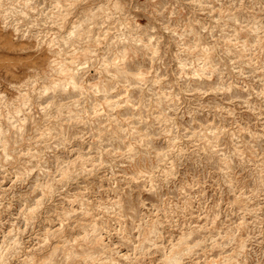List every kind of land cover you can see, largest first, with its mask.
Instances as JSON below:
<instances>
[{"label": "rangeland", "instance_id": "obj_1", "mask_svg": "<svg viewBox=\"0 0 264 264\" xmlns=\"http://www.w3.org/2000/svg\"><path fill=\"white\" fill-rule=\"evenodd\" d=\"M168 255L264 264V0H0V264Z\"/></svg>", "mask_w": 264, "mask_h": 264}, {"label": "bare ground", "instance_id": "obj_2", "mask_svg": "<svg viewBox=\"0 0 264 264\" xmlns=\"http://www.w3.org/2000/svg\"><path fill=\"white\" fill-rule=\"evenodd\" d=\"M71 80H73V78H71ZM168 260L171 262V264H176L178 259H177V257L175 255H171V256L168 257Z\"/></svg>", "mask_w": 264, "mask_h": 264}]
</instances>
